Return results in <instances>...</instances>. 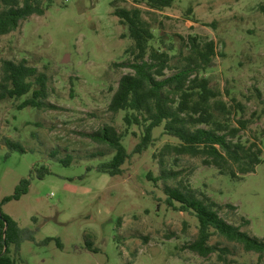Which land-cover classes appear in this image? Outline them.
Masks as SVG:
<instances>
[{
    "label": "rangeland",
    "instance_id": "rangeland-1",
    "mask_svg": "<svg viewBox=\"0 0 264 264\" xmlns=\"http://www.w3.org/2000/svg\"><path fill=\"white\" fill-rule=\"evenodd\" d=\"M136 6L167 41L179 44V36L192 34L216 42L218 56L206 76L225 100L232 96L245 106V118L252 121L242 139H260L263 150L254 172L236 180L199 157L172 153L161 161L164 145L178 143L162 127L154 130L148 149L133 153L140 140L135 126L137 136L122 140L131 153L123 173L97 170L113 152L83 134L105 125L125 129L123 113H112L108 105L120 77L131 72L121 63L130 57L132 41L113 12ZM262 6L264 0H175L156 10L135 0H54L44 15H32L0 35V74L3 60L25 59L47 75L48 100L56 106L18 109L21 100L0 101V141L8 137L24 148L10 151L0 143V202L22 179L30 181L27 193L2 205L34 236L21 242L27 264H221V249L231 264H264V253L246 251L216 232L208 243L217 250L207 257L192 251L188 245L197 238L199 221L193 212L169 206L163 191L168 184L204 193L222 206L221 217L264 241ZM42 166L49 172L39 178ZM163 168L177 173L166 183ZM48 237L59 238L63 247L43 244Z\"/></svg>",
    "mask_w": 264,
    "mask_h": 264
},
{
    "label": "trees",
    "instance_id": "trees-1",
    "mask_svg": "<svg viewBox=\"0 0 264 264\" xmlns=\"http://www.w3.org/2000/svg\"><path fill=\"white\" fill-rule=\"evenodd\" d=\"M54 0H0V35L15 31L23 20L32 15H44ZM156 10L171 7L175 0H135ZM264 14V6L261 7ZM191 11V8L188 9ZM114 15L126 28V35L132 41L126 49L130 57L121 65L131 69L123 74L110 99L108 109L114 114L123 113V131L105 125L98 130L83 134L95 144L104 146L112 157L97 166V170L109 175L123 173V165L131 156L122 140L130 134L137 136L131 127L135 126L140 140L133 153H141L151 146L153 132L162 127L164 134L178 140L177 144L164 145L160 157L168 154L199 157L206 166L214 167L219 174L232 179H242L254 172L262 162L263 150L260 139H242L241 132L249 128L251 119L245 118V106L235 97L224 99L223 92L212 85L206 72L214 65L218 56L217 44L213 39L199 35L179 36V44L167 41L163 35L157 36L155 26L144 17L141 7H117ZM171 71L170 74L167 72ZM230 96L229 92L226 93ZM21 100L18 109L32 107L38 110L56 108L51 103L48 90V77L30 66L25 59L19 62L5 59L1 65L0 101ZM10 151H24L16 140L4 137L2 142ZM102 155L103 150H98ZM97 152L91 153L96 155ZM9 155V153H8ZM70 163L71 160H64ZM37 173L43 178L49 172L45 166ZM163 168L161 178H174ZM151 177V174H148ZM157 180L156 178H153ZM30 185L25 178L16 186L12 195L0 202V264H27L20 255L24 238L34 240L32 232L22 229L18 222L2 210V205L17 200L27 193ZM169 206L180 211L193 212L199 221L197 238L189 248L203 257L216 249L209 245L214 232L229 241L243 246L246 251L264 253V241L242 231L240 226L228 222L220 216L222 206L206 194L172 187L166 184L163 189ZM56 241L63 247L59 238L48 237L42 243ZM90 251L91 242L85 244ZM6 247V250H5ZM221 249L219 262L231 264ZM223 252V253H222Z\"/></svg>",
    "mask_w": 264,
    "mask_h": 264
},
{
    "label": "water",
    "instance_id": "water-1",
    "mask_svg": "<svg viewBox=\"0 0 264 264\" xmlns=\"http://www.w3.org/2000/svg\"><path fill=\"white\" fill-rule=\"evenodd\" d=\"M0 213H1V210H0ZM5 250H6V247H5Z\"/></svg>",
    "mask_w": 264,
    "mask_h": 264
}]
</instances>
